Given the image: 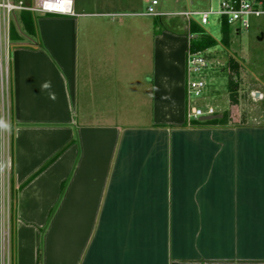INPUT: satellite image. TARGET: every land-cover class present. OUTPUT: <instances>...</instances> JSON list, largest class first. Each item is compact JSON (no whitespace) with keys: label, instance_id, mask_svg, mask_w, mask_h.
Returning a JSON list of instances; mask_svg holds the SVG:
<instances>
[{"label":"crops","instance_id":"obj_1","mask_svg":"<svg viewBox=\"0 0 264 264\" xmlns=\"http://www.w3.org/2000/svg\"><path fill=\"white\" fill-rule=\"evenodd\" d=\"M151 2L33 14L34 33L20 15L0 52V264L11 179L13 264H264V114H235L264 80L234 105L228 88V124H189V24Z\"/></svg>","mask_w":264,"mask_h":264},{"label":"built area","instance_id":"obj_2","mask_svg":"<svg viewBox=\"0 0 264 264\" xmlns=\"http://www.w3.org/2000/svg\"><path fill=\"white\" fill-rule=\"evenodd\" d=\"M218 8L210 6L208 9H186L178 13H164L156 8L158 0H152L145 15L163 16L175 14L184 17L188 24L196 21L202 27L210 23L212 15L220 18V22H227L235 27L237 33L248 30L252 26L253 18L264 19V0H217ZM28 11L32 14L75 15V0H33L30 3L24 0H0V52L7 56L12 46L11 27L15 12ZM263 39H264V32ZM189 44L191 35L188 31ZM210 60L205 51H193L188 47L186 55V97L187 120L200 119L206 115L217 114L216 109L207 105H196L197 99L204 97L207 81L204 72L210 66ZM2 75L8 87V64L2 67ZM3 184L2 194V229H1V264H13L12 234L10 220V192L9 183ZM7 210V211H6ZM7 212V213H6Z\"/></svg>","mask_w":264,"mask_h":264},{"label":"rangeland","instance_id":"obj_3","mask_svg":"<svg viewBox=\"0 0 264 264\" xmlns=\"http://www.w3.org/2000/svg\"><path fill=\"white\" fill-rule=\"evenodd\" d=\"M30 2L33 0H24ZM92 0H75L77 5H82L85 9L90 10V2ZM165 2L167 8L173 9V0H160ZM192 1V3L190 2ZM189 2V3H188ZM186 4V8L192 9H208L210 6L218 8L217 0H180L178 8ZM190 4V7H188ZM185 8V7H184ZM12 24L16 26L19 32L20 13L15 12ZM223 23L220 22V18L216 15H212L210 23L205 26L206 31L216 39L217 44L205 50V54L208 55L210 60V66L204 72L205 80L207 81V89L209 91L219 93L216 94L215 98L218 101L213 102V95L201 97L196 100L195 104L206 107L207 105L213 106L216 110L223 109V103L228 100V88H231L230 77L234 76V79L238 81V93L244 96L252 88L255 80H264V39L260 40L259 36L261 32H264V19L253 18L252 26L248 30H242L241 33H236L234 26H229V44L225 45L222 42L223 37ZM31 36V34H30ZM235 60L237 71H234L231 63ZM9 81V80H8ZM5 86L6 79L4 77ZM222 95V96H221ZM235 113L236 116L242 120H247L250 116L261 118L264 114V101L254 102L250 98L248 101L242 100L240 107ZM7 133V131H5ZM10 188V184H9ZM7 190V186H6ZM10 196V220L12 216V198ZM7 211V210H6ZM7 213V212H6Z\"/></svg>","mask_w":264,"mask_h":264},{"label":"trees","instance_id":"obj_4","mask_svg":"<svg viewBox=\"0 0 264 264\" xmlns=\"http://www.w3.org/2000/svg\"><path fill=\"white\" fill-rule=\"evenodd\" d=\"M30 1V0H29ZM31 2V1H30ZM29 2V3H30ZM21 19L24 29L29 33H34L35 31V22H34V16L31 12L28 11H22L21 12ZM223 37L222 42L225 45L229 44V24L227 22H223ZM189 33L191 35L190 38V49L193 51H205L206 49L215 46L217 44V41L215 38H213L205 29V27H202L199 25L196 21H191L189 25ZM11 38L13 40L19 39V34L17 32L16 26L12 24L11 27ZM234 60V59H232ZM232 68H234V71H237L235 60L233 63H231ZM231 88H230V102L232 105L239 103V93H238V81L234 79V76L230 77ZM223 116L221 118H216L213 120H206L201 121L199 119H193L191 122H188L189 124L193 126H201V125H226L230 122V111L226 110L222 112ZM244 121V120H243ZM10 194H11V200H12V213L14 211V199H15V188H14V182L13 179H11L10 183ZM13 215L11 216V234H12V252H13V245H14V239H13Z\"/></svg>","mask_w":264,"mask_h":264},{"label":"water","instance_id":"obj_5","mask_svg":"<svg viewBox=\"0 0 264 264\" xmlns=\"http://www.w3.org/2000/svg\"><path fill=\"white\" fill-rule=\"evenodd\" d=\"M259 39L260 40L263 39V33L260 34ZM258 96H259V93H256V97H258ZM222 116H223L222 114L206 115V116L200 117L199 120H201V121L213 120V119H216V118H221Z\"/></svg>","mask_w":264,"mask_h":264}]
</instances>
